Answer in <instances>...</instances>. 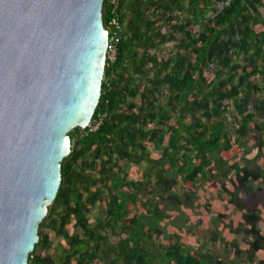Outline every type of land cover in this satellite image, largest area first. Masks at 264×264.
Masks as SVG:
<instances>
[{
  "label": "trees",
  "instance_id": "obj_1",
  "mask_svg": "<svg viewBox=\"0 0 264 264\" xmlns=\"http://www.w3.org/2000/svg\"><path fill=\"white\" fill-rule=\"evenodd\" d=\"M260 7L264 0L119 1L123 31L90 124L101 122L68 132L60 186L27 264H264ZM108 15L104 0V27ZM211 172L216 186L201 189ZM196 194V224L213 228L223 255L193 250L154 221L165 201ZM50 232L60 239L51 252Z\"/></svg>",
  "mask_w": 264,
  "mask_h": 264
},
{
  "label": "water",
  "instance_id": "obj_2",
  "mask_svg": "<svg viewBox=\"0 0 264 264\" xmlns=\"http://www.w3.org/2000/svg\"><path fill=\"white\" fill-rule=\"evenodd\" d=\"M104 0H0V264H27L68 132L100 98Z\"/></svg>",
  "mask_w": 264,
  "mask_h": 264
},
{
  "label": "rangeland",
  "instance_id": "obj_3",
  "mask_svg": "<svg viewBox=\"0 0 264 264\" xmlns=\"http://www.w3.org/2000/svg\"><path fill=\"white\" fill-rule=\"evenodd\" d=\"M260 11L264 16V8L260 7ZM227 113V116L231 123H235L234 119L232 118L233 114ZM261 120H264V115L259 117ZM146 167L145 163L140 165L141 169ZM216 180L214 173L211 172L208 174V179L206 183L201 185V189L203 190H211L210 186L213 188L216 186ZM252 185V184H251ZM175 192L179 195H182L180 190L175 189ZM138 197L143 198L147 193L143 192L137 194ZM197 195V194H196ZM244 197V196H243ZM198 198L199 196H195L192 198V201H187V203L183 204L179 202H175L174 200L165 201V207H163V212L160 217L154 219L157 226L162 230L163 235L166 234H177L179 237H184L189 245V247L193 250H200V251H210L213 254H224V248L219 244L217 241L211 238L213 228L210 227L209 229H204L198 226L196 223L198 221ZM99 207L96 206L93 208L91 213L89 214L90 217H95L99 214ZM142 210V209H140ZM144 211V209L142 210ZM215 218V214L212 215V219ZM217 221V220H216ZM50 240L52 241V247L49 251L51 252L52 249L56 248L58 241L60 240L59 237L54 233H49ZM233 237L238 241L239 235H233ZM155 237H153V240ZM225 261L228 263L230 260L225 255Z\"/></svg>",
  "mask_w": 264,
  "mask_h": 264
},
{
  "label": "built area",
  "instance_id": "obj_4",
  "mask_svg": "<svg viewBox=\"0 0 264 264\" xmlns=\"http://www.w3.org/2000/svg\"><path fill=\"white\" fill-rule=\"evenodd\" d=\"M120 0H107L108 2V20H107V47H106V59L113 61L116 55V46L120 40V34L122 33V24L120 23L117 15L118 4ZM101 122V117L91 125L90 130H95L99 123Z\"/></svg>",
  "mask_w": 264,
  "mask_h": 264
},
{
  "label": "crops",
  "instance_id": "obj_5",
  "mask_svg": "<svg viewBox=\"0 0 264 264\" xmlns=\"http://www.w3.org/2000/svg\"><path fill=\"white\" fill-rule=\"evenodd\" d=\"M165 47H168V44H167V45H165Z\"/></svg>",
  "mask_w": 264,
  "mask_h": 264
}]
</instances>
